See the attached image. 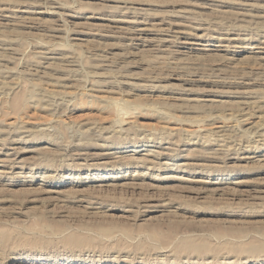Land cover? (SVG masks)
<instances>
[{
    "label": "rangeland",
    "instance_id": "374dc122",
    "mask_svg": "<svg viewBox=\"0 0 264 264\" xmlns=\"http://www.w3.org/2000/svg\"><path fill=\"white\" fill-rule=\"evenodd\" d=\"M55 1L0 0V264H264V0Z\"/></svg>",
    "mask_w": 264,
    "mask_h": 264
},
{
    "label": "bare ground",
    "instance_id": "6f19581e",
    "mask_svg": "<svg viewBox=\"0 0 264 264\" xmlns=\"http://www.w3.org/2000/svg\"><path fill=\"white\" fill-rule=\"evenodd\" d=\"M51 1H52L53 3L56 2L55 0H54V1L51 0ZM105 1H106V0H105ZM191 2H192V1H191ZM125 3H126V2H125ZM55 4H56V3H55ZM111 6H112V5H111ZM48 7H49V6H48ZM54 7H55V5H54ZM59 7H62V6H59ZM5 8H6V7H5ZM63 8H64V7H63ZM113 8H114V7H113ZM126 8H127V7H126ZM132 8H133V7H132ZM60 9H61V8H60ZM111 9H112V8H111ZM117 9H118V8H117ZM119 9H120V8H119ZM129 9H130V8H129ZM55 10H56V9H55ZM130 10H131V9H130ZM112 11H113V10H112ZM124 11H125V10H124ZM135 13H136V12H135ZM28 14H29V13H28ZM54 14H55V13H54ZM58 14H59V13H58ZM134 15H135V14H134ZM135 17H136V16H135ZM171 17H172V16H171ZM22 19H23V18H22ZM23 20H24V19H23ZM26 20H27V19H26ZM113 21H114V20H113ZM121 21H122V20H121ZM116 22H117V21H116ZM20 23H21V25H24V24H25V22H23V21L20 22ZM179 23H180V22H179ZM29 24H30V23H29ZM119 28H121V27H119ZM164 28H165V27H164ZM125 29H126V28H125ZM168 29H169V28H168ZM148 30H149V29H147V28H146V29H141V30L139 29V31H140V33H141L140 35L146 34V32H148ZM123 31H124V30H123ZM137 31H138V30H137ZM150 31H151V30H150ZM119 32H120V31H118V33H119ZM127 33H128V32H127ZM138 33H139V32H138ZM160 33H161V32H160ZM238 33H239V32H238ZM223 34H224V33H223ZM119 37H120V36H119ZM128 37H129V36H128ZM126 38H127V37H126ZM139 38H140V37H139ZM145 39H146V38H145ZM139 40H141V38H140ZM228 40H229V39H228ZM165 41H166V40H165ZM131 43H132V42H131ZM160 43H161V42H160ZM130 45H131V44H130ZM96 61H97V60H96ZM97 62H98V61H97ZM99 62H100V60H99ZM67 64H68V63H67ZM68 65H70V64H68ZM99 65H100V64H99ZM71 66H72V65H71ZM114 84H115V83H114ZM119 84H120V83H119ZM103 85H104V84H103ZM103 85H102V86H103ZM110 92H111V91H110ZM258 108H259V107H258ZM246 110H247V109H246ZM240 123H241V122H240ZM122 129H123V128H122ZM115 133H116V132H115ZM116 134H117V133H116ZM213 136H214V135H213ZM223 136H224V135H223ZM121 139H122V138H121ZM207 142H208V141H207ZM209 143H210V142H209ZM208 145H209V144H208ZM244 158H245V157H244ZM10 160H11V159H10ZM10 163H11V162H10ZM1 172H2V171H1ZM62 233H63V232H62ZM72 239H73V238H72ZM67 241H68V240H67ZM67 241H66V242H67ZM71 241H74L73 243H75L76 240H71ZM71 241H70V243H71ZM77 243H78V241H77ZM247 244H248V243H247ZM247 244H244V245H247ZM249 244H250V243H249ZM253 244H254V245H252V244L250 245V246H252L251 248L257 246L256 243H253ZM255 245H256V246H255ZM181 246H182V245H181ZM261 246H263V245H261ZM246 247H248V248H246ZM258 247H259V246H258ZM258 247H257V248H258ZM257 248H254V250L252 249V250H253V251L251 250L252 253L255 252V249L257 250ZM259 248H260V249H259ZM259 248H258V249H259L260 251H261V248L264 249V247H259ZM242 249H243V248H242ZM263 249H262V250H263ZM244 250H245V251L250 250V249H249V246H245ZM262 252H263V251H262ZM246 253H248V252H246ZM126 260H127V259H126Z\"/></svg>",
    "mask_w": 264,
    "mask_h": 264
}]
</instances>
